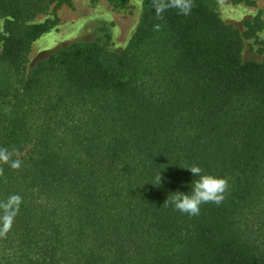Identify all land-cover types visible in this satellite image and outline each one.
<instances>
[{
    "label": "trees",
    "instance_id": "trees-1",
    "mask_svg": "<svg viewBox=\"0 0 264 264\" xmlns=\"http://www.w3.org/2000/svg\"><path fill=\"white\" fill-rule=\"evenodd\" d=\"M53 2L0 0V264H264V56L214 0H142L121 52L99 28L28 68ZM193 164L228 182L197 216L164 204Z\"/></svg>",
    "mask_w": 264,
    "mask_h": 264
},
{
    "label": "rangeland",
    "instance_id": "rangeland-1",
    "mask_svg": "<svg viewBox=\"0 0 264 264\" xmlns=\"http://www.w3.org/2000/svg\"><path fill=\"white\" fill-rule=\"evenodd\" d=\"M221 19L243 34V59L260 60L264 56V0H214ZM142 0H129L124 8H114L106 0H54L47 11L35 21L56 20L54 26L42 33L31 45L27 67L62 45L77 40H94L99 28L111 34L110 50L121 52L139 18ZM257 16L253 26L244 23ZM245 32V33H244ZM2 18H0V49Z\"/></svg>",
    "mask_w": 264,
    "mask_h": 264
},
{
    "label": "clouds",
    "instance_id": "clouds-1",
    "mask_svg": "<svg viewBox=\"0 0 264 264\" xmlns=\"http://www.w3.org/2000/svg\"><path fill=\"white\" fill-rule=\"evenodd\" d=\"M173 8L179 14L187 16L191 12L192 4L190 0H168L167 3H159L155 7L157 17H160L167 9ZM7 160V157H4ZM11 167H19V161H14ZM191 173V179L186 183L187 190H176L171 193V199L165 200V203L170 204L176 211L187 214L189 216H197L200 213L202 204L214 203L220 204L224 199V193L227 190L228 182L224 177L204 173L202 168L196 164L183 167ZM161 182V175L158 178V185ZM168 197V196H167ZM20 197L13 196L9 202L4 205L5 210L10 209L12 203H18ZM14 212L8 211V215L4 218V229L11 226L12 216Z\"/></svg>",
    "mask_w": 264,
    "mask_h": 264
}]
</instances>
